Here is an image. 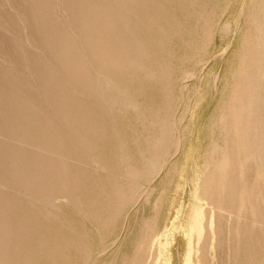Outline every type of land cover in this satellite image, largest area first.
Here are the masks:
<instances>
[{
  "label": "rangeland",
  "instance_id": "1",
  "mask_svg": "<svg viewBox=\"0 0 264 264\" xmlns=\"http://www.w3.org/2000/svg\"><path fill=\"white\" fill-rule=\"evenodd\" d=\"M263 45L264 0H0V264H264Z\"/></svg>",
  "mask_w": 264,
  "mask_h": 264
},
{
  "label": "bare ground",
  "instance_id": "2",
  "mask_svg": "<svg viewBox=\"0 0 264 264\" xmlns=\"http://www.w3.org/2000/svg\"><path fill=\"white\" fill-rule=\"evenodd\" d=\"M262 44V43H261ZM264 46V45H263ZM258 51V50H257ZM108 52V51H107ZM94 57V56H93ZM130 63H132V62H130ZM251 67V66H250ZM86 83V82H85ZM247 88V87H246ZM247 103V102H246ZM253 136V135H252ZM260 145V144H259ZM252 146H254V145H252ZM236 153V152H235ZM159 160V159H158ZM228 161V160H227ZM233 162V161H232ZM216 166V165H215ZM198 189V188H197ZM201 261V260H200Z\"/></svg>",
  "mask_w": 264,
  "mask_h": 264
}]
</instances>
